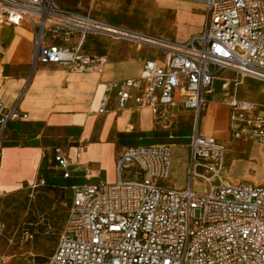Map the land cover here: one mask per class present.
Wrapping results in <instances>:
<instances>
[{"label":"built area","instance_id":"2783aa9c","mask_svg":"<svg viewBox=\"0 0 264 264\" xmlns=\"http://www.w3.org/2000/svg\"><path fill=\"white\" fill-rule=\"evenodd\" d=\"M179 1L206 9L202 30L183 42L112 25L57 0H0V25L32 31L35 64L59 65L72 74L102 76L107 70L106 55L84 48L89 36L150 47L158 54L138 78L105 82L98 114H107L113 102L120 112L134 102L167 128L182 110L198 121L216 82L228 83L223 72L264 83V0ZM73 37L78 39L70 46ZM230 107L233 139L264 143L258 103L234 98ZM27 118L0 103V165L9 123ZM188 149L185 188L164 185L174 163L168 144L123 148L114 183L84 166L85 181L69 188L66 224L47 264H264V182L231 183L227 148L198 128ZM53 157L55 169L71 179L77 165L64 149L56 148ZM2 230L0 223V237Z\"/></svg>","mask_w":264,"mask_h":264},{"label":"rangeland","instance_id":"374dc122","mask_svg":"<svg viewBox=\"0 0 264 264\" xmlns=\"http://www.w3.org/2000/svg\"><path fill=\"white\" fill-rule=\"evenodd\" d=\"M65 8L80 13H91L92 16L109 24L119 25L145 34L169 40H186L202 29L206 9L204 5L189 1L179 0H58ZM11 27L10 25H5ZM0 27H2L0 25ZM12 36L20 40L25 38V59L20 60L23 65L10 67L18 73L16 77H24L25 90L23 96L29 92V85L33 82L36 69H33L32 50L33 34L24 30H14ZM6 41L9 55L13 38ZM85 48L88 52L107 55L110 62L127 58L129 52L142 54L144 47L133 42L115 40L107 36L92 35L86 39ZM126 54V55H125ZM149 56V55H148ZM1 58V56H0ZM145 56L143 57V59ZM13 61L14 63L20 62ZM27 64V65H24ZM4 64H0V70ZM49 71L41 94H46L47 89L55 88L56 99L70 104L76 103L81 97L86 108H90L98 93L99 87L90 86V80L96 76H77L67 74L58 66L43 67ZM7 71H9L7 69ZM34 75L32 76V74ZM1 78V73H0ZM221 79L230 83L225 91L219 90L215 95L217 102H230L236 95L248 101L257 102L264 110V83L254 79L245 78L243 83L235 87L236 81L241 78L231 72H223ZM213 99V96L209 97ZM66 100V101H64ZM69 105L67 108H69ZM64 105L55 106L53 109L65 110ZM52 112V107L47 108V113ZM231 107L221 105L218 110L212 106L208 115L199 118L200 134L213 137L224 142L228 149L226 157L227 175L234 182L260 183L264 182V144L244 139L235 140L232 136ZM43 113L31 116L24 121H18L22 129L16 127L15 131L5 132V137L13 141L11 144L25 145L38 144L42 151V161L37 179L31 183L23 182L22 187L15 191L5 193L0 198V223L3 226L0 237V264H47L58 238L63 230L71 198V190L62 188L55 181L54 185L48 183L46 175L53 180H59L60 173L52 167L53 148L57 145L69 146L67 132L64 129L41 125L39 120ZM147 120L146 117L142 118ZM196 120V124H197ZM18 125V124H17ZM101 126L97 121L96 132ZM195 126L194 117L186 114L171 127L153 126L149 131L141 126L130 127L132 135L123 131L126 145L135 144L148 146L151 144H168L173 146V171L171 178L164 183L167 188H185L188 178L186 175V161L188 159L189 137ZM128 128L126 126L125 130ZM42 129V131H41ZM134 129V130H133ZM31 130L32 133L40 132L39 143L27 139L22 132ZM173 133V135H171ZM6 139V138H5ZM6 144H4L5 146ZM42 170V171H41ZM45 178V183H41ZM110 182L113 179L109 172L102 178Z\"/></svg>","mask_w":264,"mask_h":264},{"label":"crops","instance_id":"0c3cea01","mask_svg":"<svg viewBox=\"0 0 264 264\" xmlns=\"http://www.w3.org/2000/svg\"><path fill=\"white\" fill-rule=\"evenodd\" d=\"M65 9H69V8H65ZM205 15H204V22H205ZM1 26L2 27H0V56H1L0 64L1 63L4 64V67L0 70L1 73L0 103H2L7 109H13L16 107L21 113L27 114L28 117L30 114L31 116H36L39 115L40 113H43L45 115L44 117H41L39 120L33 119V121H41L39 122L41 123V125L45 123L49 127L66 130L67 132L66 138L69 146L68 147L64 145L55 146L53 148V155H54V150L58 147H61L64 149L65 153L72 159V161L77 165V167L75 166L73 168L75 173L73 174V177L71 179H64L68 183L63 188H70L74 184L83 183L85 181L83 176L84 166L88 167L91 170L92 175L94 177H98V176L103 177L105 174L110 172L113 176V179L109 183H114L117 180L116 170H115V160L117 155L125 147L138 146L136 145L137 143L135 144L131 143L129 145H126L125 136H123V134L121 133H123V131H127L128 135H132L130 134L132 133L130 127L141 126L142 128L146 130L148 129L147 131H149V129H151L153 126L162 127L164 126V124L163 122L160 123L157 122L155 120L154 115L149 109L138 108L134 102H130L128 108L121 112L118 110L117 103L113 102L107 114L99 115L98 109L101 98L104 93V84L109 80L138 78L144 68L145 62L158 53L148 46H143L144 51L142 54H138V52L136 51L134 53L129 52L128 55L125 54L127 58L124 60H120V61L116 60L112 62H110L109 60V65L107 67V70L105 74L102 76H98L95 74H85V75L72 74L59 65L35 64L34 33L23 27L11 26L14 28V30L24 29L32 33L34 36L32 61L34 64L33 69L36 68L37 69L33 82L29 85V92L23 96V92L25 90L24 77L22 75L16 77L18 76L17 75L18 73H15L16 70L14 71L10 67H18L23 65L20 60L25 59L24 55L26 49V44H25L26 40L23 35H21L20 40H15V38L12 37L15 34L13 29L11 27H6L5 25H1ZM115 26H119V25H115ZM119 27H123V26H119ZM127 29L132 30L130 28ZM11 37L13 38V42L10 46L9 55L6 57V51H8L6 41L10 40ZM77 39H78L77 37H73L69 45L70 46L75 45ZM186 40H173V41L183 42ZM144 56L145 58L143 59ZM15 60H19L20 62L14 63L13 61ZM50 66H58L62 68L65 72H67V74L70 75L96 76V78H92L89 83L90 86L93 85L95 86L96 84V86L99 87V93L93 105L86 110L83 104V99L81 97H78L76 99V103L74 104L69 105L68 103L61 102L63 100L56 99L55 97V95L57 94L55 88H49L47 89L48 93L44 95L41 94L39 90L43 88L45 79H47V77H51V75H49V71L43 69V67L47 68ZM7 69L9 71H7ZM33 75L34 73L32 74V76ZM243 80L244 79H241L238 85L235 84V87L238 88V86L243 83ZM229 85H230L229 82L226 84L225 87H223L222 85L220 90L225 91L226 89H228L227 87H229ZM234 98L246 100L244 98H239L236 95L232 96L231 100ZM208 101H209L208 106L205 109V111L201 114V116L208 115L210 113V110L212 109V106L215 107L216 110H218L221 105L230 107V102H217L215 100V95H213V99L208 98ZM58 105H64L66 108L69 105V108L65 110L53 109L55 106ZM48 107H52V112L50 114L47 113ZM186 114H190L194 117L195 120L194 130L196 128H198L199 130V120L196 124V116L192 111H184V110L180 111L177 116V121L175 122V124H177ZM144 117H146L147 120H143L142 118ZM98 120L101 121V126L96 132ZM18 121H24V120L20 119L17 121L10 122L7 129L9 131H15L16 127L22 129V127H20V124L17 123ZM126 126H128V128L125 130ZM41 131L32 133L31 130H26V132H22V135L25 136L27 139L39 143L38 142L40 140L39 134ZM208 134L209 133H207L206 136H208ZM171 135H173V133ZM5 138L3 140V145H2V157H1V165H0V198L5 193H9L17 189H20L22 187L23 182L31 183L32 181L37 179V176L40 172L42 154H43L38 144L33 143V144H25L23 146L22 145L19 146L16 144H11L13 141L8 140L7 137ZM221 143L225 144L224 142ZM4 144L6 145L4 146ZM260 144H264V143H260ZM151 145H157V144H151ZM79 151H81V157L80 159H77V153ZM227 154H228V149H227ZM53 160L54 157H52V162ZM187 164H188V159L185 164L186 168H187ZM51 168L54 169L55 171H58L55 169L54 166L49 167V169ZM58 172L60 173L59 178L63 179L62 172L60 171ZM227 178L231 183H241V182H234L228 175ZM105 179L107 180L106 177ZM56 247L54 248V250L56 249Z\"/></svg>","mask_w":264,"mask_h":264},{"label":"trees","instance_id":"16d2710c","mask_svg":"<svg viewBox=\"0 0 264 264\" xmlns=\"http://www.w3.org/2000/svg\"><path fill=\"white\" fill-rule=\"evenodd\" d=\"M27 146H28V145H27ZM29 146H30V145H29ZM52 164H53L54 167L56 166V163H55L54 160H53ZM48 169H49V168H48ZM41 171H42V170H41ZM46 178H47V181H48L49 184L54 185V184H55V181H57L58 185L62 186V188L65 187L66 184L68 183L67 181L64 180V178H63V179L61 178V179H59V180H53V179H50L47 175H46ZM43 179L45 180L44 177H43ZM55 185H56V184H55Z\"/></svg>","mask_w":264,"mask_h":264},{"label":"water","instance_id":"95a60500","mask_svg":"<svg viewBox=\"0 0 264 264\" xmlns=\"http://www.w3.org/2000/svg\"><path fill=\"white\" fill-rule=\"evenodd\" d=\"M222 85H223V83H222L221 81H217V82H216V89H217V90H220L221 87H222Z\"/></svg>","mask_w":264,"mask_h":264},{"label":"bare ground","instance_id":"6f19581e","mask_svg":"<svg viewBox=\"0 0 264 264\" xmlns=\"http://www.w3.org/2000/svg\"><path fill=\"white\" fill-rule=\"evenodd\" d=\"M149 42H152V43H155V44L159 43V42H157L155 40H152V39H149ZM162 46H163V44H162Z\"/></svg>","mask_w":264,"mask_h":264}]
</instances>
